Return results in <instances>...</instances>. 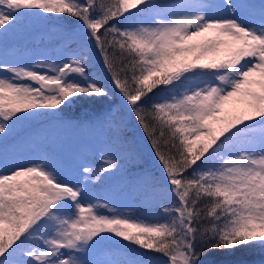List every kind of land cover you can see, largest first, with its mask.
<instances>
[{"label":"snow or ice","instance_id":"snow-or-ice-1","mask_svg":"<svg viewBox=\"0 0 264 264\" xmlns=\"http://www.w3.org/2000/svg\"><path fill=\"white\" fill-rule=\"evenodd\" d=\"M0 264H264V0H0Z\"/></svg>","mask_w":264,"mask_h":264},{"label":"rangeland","instance_id":"rangeland-1","mask_svg":"<svg viewBox=\"0 0 264 264\" xmlns=\"http://www.w3.org/2000/svg\"><path fill=\"white\" fill-rule=\"evenodd\" d=\"M37 30L42 31L40 27ZM69 121L75 123L79 120L76 118H72ZM34 127H41V125L37 123L34 124ZM46 127L49 129L46 139L37 140L35 145L31 147L25 146L24 148H22V155L25 158H29L35 152L40 151L48 152L59 158L61 161H67L76 154H87L88 150L100 138V135L98 133H95L87 126L55 129H53L51 125H47ZM138 139L139 138L137 137L135 141L133 140L131 142L135 143ZM54 146H58L56 147L57 149L54 150ZM58 149H61V153H58ZM149 167H151L152 169H150ZM155 169L156 166L150 158H141L136 168L126 166V171L123 173V175L125 177H131L141 170H153L154 172L156 171ZM111 184L113 188L119 193L121 204L138 206V202L141 198V193L138 190H135L124 184L120 178L112 181Z\"/></svg>","mask_w":264,"mask_h":264},{"label":"trees","instance_id":"trees-1","mask_svg":"<svg viewBox=\"0 0 264 264\" xmlns=\"http://www.w3.org/2000/svg\"><path fill=\"white\" fill-rule=\"evenodd\" d=\"M38 28H39V26H37V29ZM100 110L101 109L99 107H95V106H87L86 108L84 106H74V107L68 109L64 113V117L66 120L76 118L79 121H82V120H86L88 118H91L92 116H95ZM130 133L132 136L133 134L131 131L127 132L126 135L129 137ZM133 138H136V136L133 135ZM129 140H130V138H129Z\"/></svg>","mask_w":264,"mask_h":264}]
</instances>
